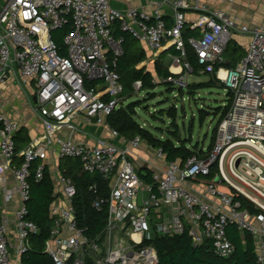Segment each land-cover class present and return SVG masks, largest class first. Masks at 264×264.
I'll list each match as a JSON object with an SVG mask.
<instances>
[{"label": "built area", "instance_id": "2783aa9c", "mask_svg": "<svg viewBox=\"0 0 264 264\" xmlns=\"http://www.w3.org/2000/svg\"><path fill=\"white\" fill-rule=\"evenodd\" d=\"M198 1L156 0L148 14L115 10L109 0H3L0 86L17 82L33 88L42 131L17 149L20 123L7 116L0 102V264H21L28 252L30 238L38 232L27 219L29 181L46 174L53 191L43 252L53 264H157L148 242L184 233L193 246L210 245L217 257L229 259L236 250L229 226L254 240L255 264H264V20L248 27ZM163 5L175 12L170 28L161 18ZM187 10L200 13L191 25L200 28V36L186 43L195 54L196 73L185 61L181 37ZM65 26L70 31L63 37L62 55L52 32ZM116 28L152 56L164 44L174 45L179 56L168 55L172 75L166 83L183 89L188 75L208 73L228 94V110L211 147H197L191 156L175 161H168L161 148L151 149L157 162L154 185L141 179L131 160L141 138L128 141L107 123L123 104L117 67L124 40L115 35ZM234 36L249 42L244 57L228 68L224 54ZM140 86L135 82L134 92ZM78 120L105 128L108 139L76 141L72 136ZM63 130L69 131L68 138L61 135ZM67 158L78 161L80 172L99 174L108 185L106 197L96 196L92 203L96 210L107 208L105 226L94 238L78 227L77 190L59 165ZM200 178L208 181L201 183Z\"/></svg>", "mask_w": 264, "mask_h": 264}, {"label": "trees", "instance_id": "16d2710c", "mask_svg": "<svg viewBox=\"0 0 264 264\" xmlns=\"http://www.w3.org/2000/svg\"><path fill=\"white\" fill-rule=\"evenodd\" d=\"M70 31V26H65L56 29L52 32V38L58 46L60 54H65L63 46V37ZM116 36L123 37V55L118 61V73L120 75V83L123 88L122 98L123 104L113 111L107 119L109 127L119 133L121 136L132 140L135 137H140L141 140L146 142L150 147L154 149L161 148L166 154L168 161H175L177 159L184 160L194 153L195 148L189 149L184 142L187 140H181L179 136V126L176 124L177 109L176 106H171L167 110H155L153 109L152 118L154 120L159 119L157 113L168 116L170 119V126L168 130H162L159 126H143L137 118V109L142 108L143 105L149 100H154L158 95L154 92L157 86L166 85L168 92H173L174 85L166 83V78L172 75L169 70L163 66V61L167 55L179 56L178 51L172 43L164 44L160 50L156 53L157 58L155 61V72L158 80H154L152 75L147 71V58L140 47V44L130 34L123 33L117 28L115 29ZM196 30L185 28L181 34L182 39L186 45L185 61L190 64L196 73L198 69L197 60L192 49L186 44L189 38L197 37ZM244 55L243 50L236 44L229 45L225 51V57L228 59V66H232L238 60L242 59ZM227 65V64H226ZM208 74V73H207ZM205 74V75H207ZM209 75L207 82L188 84L184 88H177L179 95L183 97L186 91L190 96L202 88L211 86H223L214 78L213 75ZM140 82L141 86L139 91H146V95L142 100H131L133 94V84ZM228 96V94H227ZM145 111H148L149 107L144 106ZM228 107L218 108L217 114H220L217 123L212 130L213 136L210 147L214 141L216 127L222 118L226 115ZM159 116L160 118L162 116ZM207 115V112L200 111L199 121L202 122ZM161 120V119H159ZM192 128L190 126L189 132ZM27 131L24 128L18 130L15 136V142L17 149H21L25 146L30 138ZM153 132H167L166 137L160 135L155 136ZM60 168L64 171V175L71 179L74 183L77 195L74 199V207L76 211V220L78 227L86 229L85 233L90 238L96 237L104 228L107 218V208L103 206L100 210H96L93 206V200L96 196L106 197L107 183L102 179L99 174H88L79 171V163L76 160L67 158L62 159L59 163ZM62 171V172H63ZM141 179L146 184L154 185L152 182V173L150 170L138 172ZM30 197L27 202L28 215L27 219L34 223L37 228V234L30 238V244L28 252L22 257L21 264H53L51 258L43 252L44 244L49 237L51 220L49 219V205L52 200L53 184L46 174L40 181H35L33 177L30 178ZM90 187H94V190H90ZM94 191L96 193H94ZM243 200V199H242ZM258 211L253 208V212ZM227 234L229 239L235 245V253L229 259H222L217 257L211 250V247L193 246L191 238L187 233L180 236H174L171 238L155 237L150 240V243L157 254V264H255L256 255L254 252L253 241L248 234L240 235L235 226H229L227 228Z\"/></svg>", "mask_w": 264, "mask_h": 264}, {"label": "crops", "instance_id": "0c3cea01", "mask_svg": "<svg viewBox=\"0 0 264 264\" xmlns=\"http://www.w3.org/2000/svg\"><path fill=\"white\" fill-rule=\"evenodd\" d=\"M154 1L156 0H109V5L113 9L118 10V11H125L127 9L134 8L139 12H146L148 14H151L154 9L152 6ZM2 4H3V0H0V8ZM198 5H204L210 9H216L219 11L226 12L231 17L236 18L240 24L246 25L248 27L257 26L261 24L264 20V0H199ZM184 13H185V20H186L185 28L187 27L192 30H196V32L198 33L197 37H199L200 31H201L200 28H192L191 25L193 21L197 20L198 15L200 13L195 10H187V11H184ZM174 15H175V12L170 5H163L161 7V18L165 22L167 28H170L173 26ZM197 37L194 36V38H197ZM237 39L239 40V42L237 41ZM248 42L249 40L247 37L234 36L227 46L229 45L232 46L236 44L243 50L244 55H245V49H246ZM138 43L140 44V47L143 49L146 55V58H147L146 64L155 65L154 62L156 61V58L158 57L157 56L158 53L156 52L157 54L155 56H152L151 55L152 53L146 48V46H144L140 42ZM225 59L228 62V59L226 57ZM240 60H238L232 66H228V63L225 66H228V68H234ZM168 64H170V60H168V55H167L163 61V66L168 69L169 67ZM146 68H147V71L151 74L147 66ZM175 69L176 68H172V71L175 72ZM151 75L154 78V80H158V77L155 72V68H154V74H151ZM25 88L28 91L30 90L28 86L21 84V83H17V82H9V83H5L1 85L0 86V102L3 105L4 111L6 112L7 116L13 120L18 121L20 123L19 129L24 128L27 131L26 133L28 137L31 139L36 134L40 133L42 131V128L40 125L39 117L34 112L35 106H34V102L32 101L33 97L30 94L31 91L29 92V95L25 94L26 99L22 98L21 89L25 90ZM19 104H22V105L24 104V105L21 106ZM75 125H76V130L72 138L75 139L76 141L88 142V141H91L93 137L104 138L106 140L108 139V135L105 133L107 132L106 129L101 126L88 124L82 120H78ZM61 132H62L61 135H63L65 138L69 137V131L63 130ZM108 142L109 143L114 142L115 145L119 146L120 148L126 147V146H122L117 139H109ZM150 149H154V148L150 147ZM131 151H132L131 155L133 157L131 158V160L133 161V163L135 162V164L138 165L137 170L139 167H142L144 168L142 171H145L148 169L152 173V169L156 168V165H153L150 162H148L150 159H147L145 156V153H143L146 150H143L140 148V150L134 151V153H133V150ZM140 161H141V164H139ZM240 235L243 236L242 234ZM253 245H254V250H255L254 240H253Z\"/></svg>", "mask_w": 264, "mask_h": 264}, {"label": "rangeland", "instance_id": "374dc122", "mask_svg": "<svg viewBox=\"0 0 264 264\" xmlns=\"http://www.w3.org/2000/svg\"><path fill=\"white\" fill-rule=\"evenodd\" d=\"M239 42V40L237 39ZM244 43V42H242ZM155 63V62H154ZM148 70L151 74H154L155 65H147ZM209 80V75H188L186 78L188 84L191 83H200L207 82ZM185 90V88H184ZM33 92V88L31 90L21 89L22 98L26 99L25 94L29 95V92ZM154 92L158 95V97L154 100H149L146 102L142 108L137 109V118L138 121L145 127L159 126L162 130H168L170 119L168 116L161 115L157 113L156 115L159 119L154 120L152 118L153 109L155 110H167L171 106H176L177 115H176V124L179 126V136L181 140H187L190 137V140L184 142V144L189 148H208L212 141L213 132L217 120L220 114L216 115L218 108H224L229 103L227 98V93L224 90V87L220 86H211L199 89L194 96H190L186 91L183 94V97L179 95L177 87L174 86L173 92H168L166 85L157 86ZM146 95V91L135 92L131 98L132 102L137 100H142ZM21 99V98H20ZM23 106L22 104H19ZM144 106H148V111H145ZM20 107V106H19ZM13 109V108H12ZM21 110V109H19ZM200 111L207 112L204 120L202 122L199 121ZM16 113V112H15ZM162 116L161 118L159 116ZM190 126L192 128L191 132H189ZM155 136L160 135L161 137H166L167 132H153ZM114 143V142H112ZM115 144V143H114ZM145 147V148H144ZM149 147V148H148ZM140 148L144 151L147 159H150V162L153 165H157L152 158L153 152L150 149V146L146 144V142H142L140 144ZM135 164V162H134ZM141 164V161L139 162ZM137 164L135 167L137 168ZM199 181L201 183H205L208 180L206 178H200Z\"/></svg>", "mask_w": 264, "mask_h": 264}, {"label": "water", "instance_id": "95a60500", "mask_svg": "<svg viewBox=\"0 0 264 264\" xmlns=\"http://www.w3.org/2000/svg\"><path fill=\"white\" fill-rule=\"evenodd\" d=\"M168 65H170V64H168ZM168 65H167V66H168ZM32 101L35 103V101H36V97H35V96H33ZM143 169H144V168L139 167V168H138V171H142Z\"/></svg>", "mask_w": 264, "mask_h": 264}, {"label": "bare ground", "instance_id": "6f19581e", "mask_svg": "<svg viewBox=\"0 0 264 264\" xmlns=\"http://www.w3.org/2000/svg\"><path fill=\"white\" fill-rule=\"evenodd\" d=\"M173 68H176L175 69V73L179 71V68L178 67H173ZM136 239H138V236H135Z\"/></svg>", "mask_w": 264, "mask_h": 264}]
</instances>
